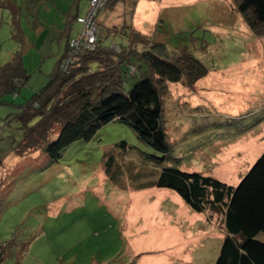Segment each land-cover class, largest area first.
Masks as SVG:
<instances>
[{
    "label": "rangeland",
    "instance_id": "rangeland-1",
    "mask_svg": "<svg viewBox=\"0 0 264 264\" xmlns=\"http://www.w3.org/2000/svg\"><path fill=\"white\" fill-rule=\"evenodd\" d=\"M30 1L15 0L22 44L0 0V64L20 49L29 74L19 93L0 104V264H215L225 235L222 214L211 223L174 190L146 184L154 165L237 185L256 161L264 148V24L250 10L240 13L238 0H111L98 16L100 26L109 22L113 33L133 25L145 35L118 56L139 63L148 49L170 60L183 49L190 53L189 80L165 82L162 92L173 152L161 155L114 120L51 160L41 151L18 155L13 148L23 135L15 120L20 106L47 84L62 52L60 40L51 38L61 33L54 28L58 11L41 8L48 23L56 22L38 29V11L26 10ZM74 29L69 39L77 38L81 24ZM133 65L137 77L128 76L125 90L144 76ZM121 141L129 152L119 160L121 171L109 176L104 155ZM257 238L264 242V233Z\"/></svg>",
    "mask_w": 264,
    "mask_h": 264
},
{
    "label": "trees",
    "instance_id": "trees-1",
    "mask_svg": "<svg viewBox=\"0 0 264 264\" xmlns=\"http://www.w3.org/2000/svg\"><path fill=\"white\" fill-rule=\"evenodd\" d=\"M237 10L242 14L250 10L257 22L264 24V0H238ZM97 22L96 47L79 52L73 62L63 68L69 37L47 84L20 106L15 120L23 135L13 144L18 155L41 151L51 160H58L71 143L79 139L89 141L102 125L114 120L130 126L139 140L154 151L163 156L172 154L174 147L165 130L162 92L165 82L189 80L190 71L185 62L191 59L190 53L183 49L176 56L180 58L170 60L148 49L141 53L142 63H138L136 58L117 54L132 50L145 35L133 25L113 33L106 27L102 32ZM13 27L17 30L13 34L16 37L21 30L17 19ZM109 36L111 41L105 43ZM23 38L20 34L17 36L22 44ZM117 38L121 41L115 43ZM155 44L162 47L159 42ZM133 64L141 68L144 76L125 90L128 76L137 77L131 70ZM28 78L22 50L18 49L8 62L0 64V104L5 102V95L18 94ZM128 152L125 141L110 147L104 155L105 173L112 176L113 171H121L119 160ZM152 166L153 179L147 186L174 190L192 210L206 213L209 219L216 213L222 214L225 235L215 264H264V242L257 238L259 233H264V150L237 185L201 172Z\"/></svg>",
    "mask_w": 264,
    "mask_h": 264
},
{
    "label": "crops",
    "instance_id": "crops-1",
    "mask_svg": "<svg viewBox=\"0 0 264 264\" xmlns=\"http://www.w3.org/2000/svg\"><path fill=\"white\" fill-rule=\"evenodd\" d=\"M82 1L83 0H31L30 3L27 6L26 10L29 11V12L35 11V8H36V11H38V14L36 16V21H35L36 22V27L38 29H43V30L47 29L48 26L51 29V27L56 22V21L51 20L50 23H48L46 21V18L48 19L46 13L48 11L50 12L53 8H54V10L58 11V14L60 15L61 18L58 21L59 22L58 25H56L54 28H55L56 31L57 30L58 31L61 30V33L58 35L59 38L58 37L56 38L55 36H53L51 38H52V40H55V39L60 40L59 41L60 44H59L58 51L59 52L62 51V52H60L59 57L65 51L66 43L68 41V38L71 37V30H72V27H74V24H75V29L73 30L74 34L80 29V23H78L75 20V17L85 14L86 11H87V8H88V3L87 4H82ZM62 3H68L67 8H63L64 6H61V5H63ZM41 8L46 9L48 11H44V13L41 14V11H40ZM2 9H6L9 12V14H10V16L12 18V25L15 22L16 19L18 20V22L20 24L21 17H22L21 16L22 15V10L18 9V7L16 6L15 0H6V5H5L4 8L2 7ZM56 15H57V13H56ZM64 23H65V25H63ZM103 27H104V30H103ZM106 27H110L109 22H106V23H103V24L101 22V30L105 31ZM27 38H29V37H27ZM64 39H65L66 43H65V46H64V50H61V41L64 40ZM42 43H44V41ZM263 150H264V148L262 149V151ZM262 151L257 153V154H255L253 156L254 157L253 159H255V157L257 158L262 153ZM206 217H207V214H205V218ZM206 219H209V218L207 217ZM211 220L212 219H209V221H211ZM211 223H213V221H211Z\"/></svg>",
    "mask_w": 264,
    "mask_h": 264
},
{
    "label": "built area",
    "instance_id": "built-area-1",
    "mask_svg": "<svg viewBox=\"0 0 264 264\" xmlns=\"http://www.w3.org/2000/svg\"><path fill=\"white\" fill-rule=\"evenodd\" d=\"M111 0H89L90 7L85 16H78L76 21L81 24L82 29L77 38L69 39L68 55L62 61L65 68L71 64L74 57L84 50H93L98 39V16Z\"/></svg>",
    "mask_w": 264,
    "mask_h": 264
}]
</instances>
